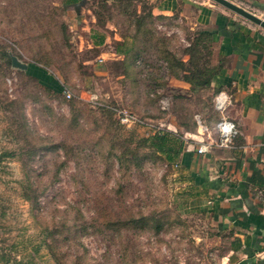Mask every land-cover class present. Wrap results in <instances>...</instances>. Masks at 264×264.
I'll use <instances>...</instances> for the list:
<instances>
[{"label":"rangeland","instance_id":"rangeland-1","mask_svg":"<svg viewBox=\"0 0 264 264\" xmlns=\"http://www.w3.org/2000/svg\"><path fill=\"white\" fill-rule=\"evenodd\" d=\"M58 2L0 0V264H219L225 249L205 218L180 210L172 169L148 133L103 107L110 84L95 73L103 66L76 54ZM164 28L138 32L155 59L146 66L158 67L153 91L171 96L169 75L190 85L192 65H209L193 58L198 45L186 47ZM11 56L45 67L71 98L14 69ZM121 88L127 102L124 93L118 102ZM111 90L117 109L166 118L138 107L136 86ZM191 92L193 99L176 96L168 114L190 122L209 111L210 89Z\"/></svg>","mask_w":264,"mask_h":264},{"label":"crops","instance_id":"crops-1","mask_svg":"<svg viewBox=\"0 0 264 264\" xmlns=\"http://www.w3.org/2000/svg\"><path fill=\"white\" fill-rule=\"evenodd\" d=\"M240 1L254 9L253 14L264 17V0ZM58 3L66 14L68 39L76 54L83 58L91 55L82 60L103 66V70L95 72L110 84L106 95L110 101L103 107L117 109L112 105L116 93L111 90L112 84L126 85L128 90L136 86L141 94L139 108L160 110L166 115L156 120L140 116L152 127H143L148 137L169 131L181 139L178 158L167 164L172 169L176 195L183 199L180 210L186 216L198 215L210 223L225 249L219 264H264V30L208 0ZM165 23L168 35L177 32L184 46L198 45L194 59L197 57L217 70L209 85L213 97L209 111L196 113L194 121L182 122L168 114L176 96L193 99L191 85L169 76L171 96H159L153 91V82L149 86V78L154 77L151 72L158 67L146 66L155 59L145 53L147 42L145 33H139L140 28L165 29ZM185 31L193 39L185 38ZM27 65L24 72L45 90L67 94L45 67ZM122 88L118 102L124 99ZM220 92L231 97L227 117L240 130L234 147L227 150L213 146L218 141L217 124L221 119L214 99ZM124 94L125 101L129 100V92ZM207 144L211 145L209 151L198 154V148Z\"/></svg>","mask_w":264,"mask_h":264},{"label":"built area","instance_id":"built-area-1","mask_svg":"<svg viewBox=\"0 0 264 264\" xmlns=\"http://www.w3.org/2000/svg\"><path fill=\"white\" fill-rule=\"evenodd\" d=\"M67 98H71L70 94H66ZM166 106V104L164 103ZM231 105V97L225 92H220L214 99V108L221 115V119L217 124L218 141L213 146L219 149H232L237 138L240 135L239 126L236 122L227 117L228 107ZM165 109V108H164ZM121 125L132 128L135 126L152 128L137 115L127 110L114 109L113 110ZM209 144L201 145L198 148V154H205L210 149Z\"/></svg>","mask_w":264,"mask_h":264},{"label":"trees","instance_id":"trees-1","mask_svg":"<svg viewBox=\"0 0 264 264\" xmlns=\"http://www.w3.org/2000/svg\"><path fill=\"white\" fill-rule=\"evenodd\" d=\"M74 2L77 0H73ZM10 61V57H9ZM11 62V61H10ZM191 76L194 78L189 79L190 85L194 88L200 87L202 89L209 88L211 79L217 73L215 68L206 65H192L190 69ZM170 76V75H169ZM149 86L155 80V77L149 78ZM151 89V88H150ZM47 91L53 92L51 89L46 88ZM56 93V92H54ZM57 94V93H56ZM105 109H109L104 107ZM110 110V109H109ZM148 144L158 153L161 154L167 164L172 163L178 158L181 139L179 136L169 131H159L155 135L148 137Z\"/></svg>","mask_w":264,"mask_h":264},{"label":"water","instance_id":"water-1","mask_svg":"<svg viewBox=\"0 0 264 264\" xmlns=\"http://www.w3.org/2000/svg\"><path fill=\"white\" fill-rule=\"evenodd\" d=\"M210 1L224 7L225 9L231 11L237 16L253 23L254 25L264 30V19L246 10L245 8L231 2L230 0H210ZM11 60H12V67L14 69L27 71L28 65L21 62L17 57L12 56Z\"/></svg>","mask_w":264,"mask_h":264}]
</instances>
